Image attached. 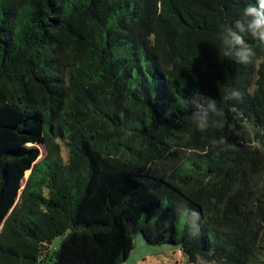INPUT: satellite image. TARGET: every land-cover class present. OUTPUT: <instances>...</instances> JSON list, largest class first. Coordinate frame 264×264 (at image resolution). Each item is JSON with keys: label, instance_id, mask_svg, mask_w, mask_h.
Returning <instances> with one entry per match:
<instances>
[{"label": "trees", "instance_id": "obj_1", "mask_svg": "<svg viewBox=\"0 0 264 264\" xmlns=\"http://www.w3.org/2000/svg\"><path fill=\"white\" fill-rule=\"evenodd\" d=\"M254 2L0 0V144L46 152L22 186L0 156V264H122L138 235L264 264V43L220 54ZM197 90L223 129H196Z\"/></svg>", "mask_w": 264, "mask_h": 264}, {"label": "clouds", "instance_id": "obj_2", "mask_svg": "<svg viewBox=\"0 0 264 264\" xmlns=\"http://www.w3.org/2000/svg\"><path fill=\"white\" fill-rule=\"evenodd\" d=\"M245 35L251 36L255 40L264 43V0H255L248 3L242 10V16L236 19L233 24L225 25L220 33L222 49L220 54L226 58L234 57L239 64H248L256 56L253 47L245 40ZM193 96L199 97L207 102V107H200V113L193 114L191 119L198 131L204 132L209 127L223 129L226 121L223 118V110L217 107V101L197 90ZM242 94L237 89H230L227 98L239 100ZM192 104V97L189 98ZM213 147H221L227 144L225 137H219L211 141ZM231 147V146H229Z\"/></svg>", "mask_w": 264, "mask_h": 264}, {"label": "rangeland", "instance_id": "obj_3", "mask_svg": "<svg viewBox=\"0 0 264 264\" xmlns=\"http://www.w3.org/2000/svg\"><path fill=\"white\" fill-rule=\"evenodd\" d=\"M45 155L42 137L21 148L0 144V156L9 161L10 179L16 180L20 186L30 176L33 166ZM61 240V238H56L53 241L50 246L51 255L59 248ZM135 245L136 247L129 258L122 264H189L181 250L176 246L150 245L143 235L136 237Z\"/></svg>", "mask_w": 264, "mask_h": 264}]
</instances>
